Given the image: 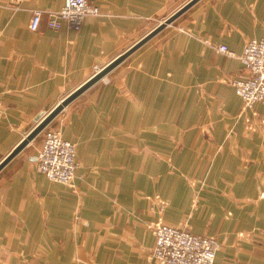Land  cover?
Returning <instances> with one entry per match:
<instances>
[{
    "label": "crops",
    "instance_id": "crops-1",
    "mask_svg": "<svg viewBox=\"0 0 264 264\" xmlns=\"http://www.w3.org/2000/svg\"><path fill=\"white\" fill-rule=\"evenodd\" d=\"M91 1L79 30H32L65 0H0V161L179 8ZM263 37L264 0H199L67 105L48 127L76 144L74 182L37 169L43 132L0 171V264H159L160 220L216 236L215 264H264V105L245 109L230 80L249 72L218 49Z\"/></svg>",
    "mask_w": 264,
    "mask_h": 264
},
{
    "label": "built area",
    "instance_id": "built-area-1",
    "mask_svg": "<svg viewBox=\"0 0 264 264\" xmlns=\"http://www.w3.org/2000/svg\"><path fill=\"white\" fill-rule=\"evenodd\" d=\"M103 14L101 7L91 0H65L57 10L33 9L29 27L60 29L66 23L79 30L87 16ZM218 49L239 57L249 72L230 80L242 97L245 109H253L257 103L264 105V37L249 39L241 54L226 44H220ZM43 133L44 140L36 155L37 169L53 181L73 184L78 167L76 144L66 139L60 129L47 127ZM162 205L166 206L167 201ZM151 228L156 237L152 257L159 264H215L220 248L216 236L196 234L162 220L152 223Z\"/></svg>",
    "mask_w": 264,
    "mask_h": 264
},
{
    "label": "water",
    "instance_id": "water-1",
    "mask_svg": "<svg viewBox=\"0 0 264 264\" xmlns=\"http://www.w3.org/2000/svg\"><path fill=\"white\" fill-rule=\"evenodd\" d=\"M199 0H188L184 5L162 20L147 34L141 37L133 45L127 48L124 52L113 58L106 65L99 68L90 78L84 81L75 90L66 95L54 108H52L26 135L25 137L0 161V171L22 150H24L33 140L39 136L45 128L62 112V110L74 101L77 97L83 94L87 89L98 81L105 78L113 69L119 66L125 59L136 51L139 47L157 35L166 26L173 23L180 15L188 10Z\"/></svg>",
    "mask_w": 264,
    "mask_h": 264
},
{
    "label": "rangeland",
    "instance_id": "rangeland-1",
    "mask_svg": "<svg viewBox=\"0 0 264 264\" xmlns=\"http://www.w3.org/2000/svg\"><path fill=\"white\" fill-rule=\"evenodd\" d=\"M176 1H177V4H178L177 8H178V7L180 8V5L184 4L187 0H176ZM167 16H168V15H167ZM167 16L162 17V18L156 20L155 22H151V23L148 25V27L146 28V30H145V31H147L146 34L156 26L155 24H157L158 21L161 22V21L164 20ZM160 22H159V23H160ZM159 23H158V24H159ZM158 24H157V25H158ZM172 24H173V23H172ZM153 25H155V26H153ZM152 27H153V28H152ZM142 37H143V36H142ZM98 68H101V67H98ZM98 68H97V69H98ZM45 129H46V128H45ZM45 129H44V130H45ZM41 138H42V134L39 135V136H37V140L35 139V140H36V141H35L36 143H35V142H34V143L37 145V144H38V141H39ZM31 148L34 149V148H35L34 145H32Z\"/></svg>",
    "mask_w": 264,
    "mask_h": 264
}]
</instances>
